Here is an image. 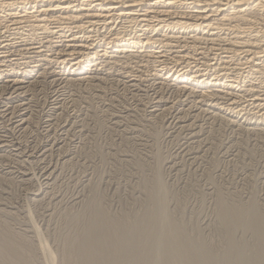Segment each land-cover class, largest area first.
<instances>
[{"label": "rangeland", "instance_id": "1", "mask_svg": "<svg viewBox=\"0 0 264 264\" xmlns=\"http://www.w3.org/2000/svg\"><path fill=\"white\" fill-rule=\"evenodd\" d=\"M3 23L0 34L11 26ZM252 27L264 31L260 21ZM39 33L30 38L44 53L6 64L23 80L18 91L7 72L0 79V264H75L68 249L96 213L132 228L157 209L152 195L190 239L217 254L228 236L219 200L264 215V57L253 64L245 61L251 52L220 50L224 63L208 55L227 66V81L240 82L230 92L244 110L225 117L217 108L228 106L229 94L189 96L183 84L156 76L147 57L99 60L73 75L72 63L55 64L63 48ZM233 235L255 251L249 231Z\"/></svg>", "mask_w": 264, "mask_h": 264}, {"label": "bare ground", "instance_id": "2", "mask_svg": "<svg viewBox=\"0 0 264 264\" xmlns=\"http://www.w3.org/2000/svg\"><path fill=\"white\" fill-rule=\"evenodd\" d=\"M7 21L11 24L3 27L7 34H0V79L4 78L2 72L12 76L6 64L18 65L44 53V43L30 38L40 32L52 37L49 42L56 39L44 42L63 48L55 64L72 63L69 71L73 75H80L99 60L122 55L125 59L147 57L156 65V76L183 84L189 96L199 94L205 101L218 97V92L229 94L228 106L217 108L225 117L239 115L243 109H238L240 98L230 92L240 82L227 81L229 73H220L227 72V66L209 62L208 55L215 52L218 58L220 50L232 56L251 52L245 61L252 63L264 57V31L252 27L258 21L264 24V0H0V27ZM228 57L219 59L225 58V63ZM12 77L9 88L18 91L16 87L23 80ZM257 100L254 98L252 104ZM259 120H264V113ZM150 199L157 209L147 212L132 228L94 212L96 216L78 243L69 247V258L75 257V264H264V215L257 208L229 206L219 200L217 210L228 236L226 249L217 254L206 244L195 243L169 219L164 201L158 202L154 195ZM237 228L253 235V253L235 242ZM158 231L162 233L157 240Z\"/></svg>", "mask_w": 264, "mask_h": 264}]
</instances>
